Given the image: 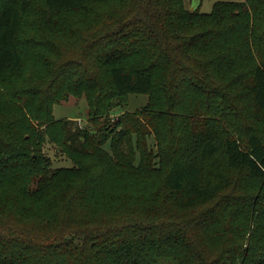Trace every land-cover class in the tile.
Returning a JSON list of instances; mask_svg holds the SVG:
<instances>
[{
  "label": "trees",
  "instance_id": "obj_1",
  "mask_svg": "<svg viewBox=\"0 0 264 264\" xmlns=\"http://www.w3.org/2000/svg\"><path fill=\"white\" fill-rule=\"evenodd\" d=\"M0 264H264V0H0Z\"/></svg>",
  "mask_w": 264,
  "mask_h": 264
},
{
  "label": "rangeland",
  "instance_id": "obj_2",
  "mask_svg": "<svg viewBox=\"0 0 264 264\" xmlns=\"http://www.w3.org/2000/svg\"><path fill=\"white\" fill-rule=\"evenodd\" d=\"M216 1L242 2L243 0H185V6L189 8H191L192 6H198L199 12L208 13L211 10L213 3ZM35 8L30 13L28 20L36 18L37 11ZM61 15L65 16L66 14L62 13ZM68 17L70 16H67L66 18ZM70 57H73V55H71ZM120 99L122 100L123 103H126L125 106L126 109L130 111H135L145 105L147 101V96L123 95ZM86 111H87V104L85 99L83 97L78 99L73 95H68L66 100L58 104H54L52 107V114L56 120L73 119L76 120L79 123V125L85 124ZM120 112H122V108L115 107L110 112L111 119H115L120 114ZM148 144L149 147H153L154 140L150 136L148 137ZM57 145H58L57 143L45 142L43 147V151L45 152L46 156L49 158L51 165L53 167L70 166L71 162L65 157L64 153L61 154L62 149ZM104 148L107 150L109 148L108 144H105ZM12 224H15V222H12Z\"/></svg>",
  "mask_w": 264,
  "mask_h": 264
},
{
  "label": "water",
  "instance_id": "obj_3",
  "mask_svg": "<svg viewBox=\"0 0 264 264\" xmlns=\"http://www.w3.org/2000/svg\"><path fill=\"white\" fill-rule=\"evenodd\" d=\"M195 7H197V6H192V7L190 8V10L192 11Z\"/></svg>",
  "mask_w": 264,
  "mask_h": 264
}]
</instances>
